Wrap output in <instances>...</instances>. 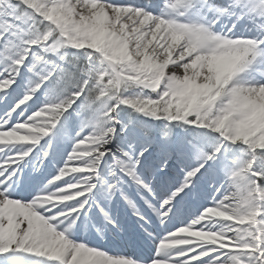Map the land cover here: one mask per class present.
<instances>
[{"label": "snow or ice", "instance_id": "6c2138e0", "mask_svg": "<svg viewBox=\"0 0 264 264\" xmlns=\"http://www.w3.org/2000/svg\"><path fill=\"white\" fill-rule=\"evenodd\" d=\"M0 264H264V0H0Z\"/></svg>", "mask_w": 264, "mask_h": 264}]
</instances>
